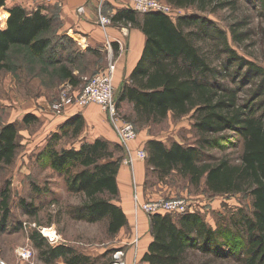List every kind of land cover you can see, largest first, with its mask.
<instances>
[{"label":"trees","instance_id":"obj_1","mask_svg":"<svg viewBox=\"0 0 264 264\" xmlns=\"http://www.w3.org/2000/svg\"><path fill=\"white\" fill-rule=\"evenodd\" d=\"M165 2L172 8L194 9L199 14L178 16L173 20L162 13H146L139 17L131 9H121L111 17L114 24L139 28L145 37L142 55L117 102L125 100L132 104L133 123L138 128L160 123L169 114L177 119L190 115L198 133V145L148 140L146 170L151 169L161 179L176 171L195 186L204 178L206 190L213 195L248 194L251 214L239 209L237 218L230 223L246 235L238 262L264 264V68L237 56L228 48L225 33L202 15L214 14L234 4V0ZM254 2L264 10V0ZM4 6L5 0H0V9ZM7 12L5 28L0 30V70L7 69L6 59L12 47H25L33 56L56 61L67 41H59L56 35L51 39L44 34L52 29L54 22L58 24V18L42 13L41 8L29 12L14 6ZM211 40L226 54L219 69L211 65L199 45ZM61 72L63 78L71 82V73L65 68H61ZM224 77H230L238 87L255 81L251 99L238 103L237 88H228L220 82ZM34 120L33 116L26 115L23 122L28 124ZM83 125L81 115L68 119L59 132L48 138L41 155L47 157L50 168L64 178L69 192L83 195V203L74 209L75 217L88 223L106 219L107 232L115 235L126 224L123 211L113 202L118 195L116 176L121 165L120 146L96 139L82 143L78 149H55L61 137L76 138ZM227 131L241 141L239 163L233 164L226 158L214 163L206 161L202 148L211 145L208 136ZM17 149V129L14 124H7L0 129V167L12 163ZM9 202V190L5 188L0 192V234L6 230ZM22 209L27 214H35L32 207L23 203ZM228 230L211 229L197 213L152 215V239L142 261L189 264V251L217 257L219 236L224 238ZM59 258L66 264H88L90 261L65 245L53 246L44 254L46 262Z\"/></svg>","mask_w":264,"mask_h":264},{"label":"rangeland","instance_id":"obj_2","mask_svg":"<svg viewBox=\"0 0 264 264\" xmlns=\"http://www.w3.org/2000/svg\"><path fill=\"white\" fill-rule=\"evenodd\" d=\"M35 1L39 3L40 0ZM157 1L165 2V0ZM96 3L97 22L102 31H105L106 27L114 24L111 21L113 15L107 14L105 0H96ZM196 13L198 12L194 9L173 8L171 19ZM51 15L54 16L55 12L52 11ZM141 15L140 13L138 16ZM202 15L213 21L215 26L225 33L228 48L237 56L264 68V10L258 3L254 0H234V4L217 10L214 14ZM101 19L108 21L105 27L101 25ZM57 26L58 24L54 22L52 29L44 35L53 39ZM199 45L206 52L211 65L219 69L226 59V54L220 51L222 47L217 48L214 40ZM76 54L77 51L69 42L63 52L56 56V61L59 62L53 58L33 56L25 47H12L6 59L7 69L0 70V129L7 124H14L18 143L12 163L0 167V192L6 188L10 194L9 219L6 230L0 234V259L8 264H65L61 258L52 262L44 260L45 252L57 245L71 247L78 254L88 257L90 259L88 264H111L115 261L114 253L118 251H123L125 257V250L118 248L119 244L116 243V234L110 235L107 232L106 219L88 223L75 217L74 209L83 203V195L69 192L64 178L54 172L49 166L47 157L41 155L48 138L53 133H57L58 128V132L60 131L61 120L74 106V104H63L62 107L57 108L56 104L59 103L60 97L71 98L74 102L75 96L83 87L84 80L96 74L92 71L82 78H72L70 82L63 78L61 68L72 73L75 68L87 70L100 65L99 55L94 60ZM220 82L228 88H237L238 103L250 100L256 87L255 81L238 87L230 77L221 78ZM119 95L120 90H115L114 87L116 103ZM118 106L120 120L131 123L136 131L137 138L129 144V149L140 136L148 140H159L165 144L177 142L184 146L198 145V133L193 128L190 115L177 119L169 114L160 123H148L138 128L133 123L131 107L121 103H118ZM26 115L33 116L35 120L28 124L24 123L23 119ZM107 122L113 130L108 119ZM208 138L212 140L211 145L202 148L206 161L214 163L226 158L233 164L239 163L241 141L237 135L227 131ZM78 141V137H61L55 149L60 151L75 148ZM146 142L144 148L136 150L146 151ZM121 150V165L126 166L124 164L126 152L122 148ZM143 162L145 163L143 190L140 193L141 190L139 188L140 191L137 190L133 183L132 203L135 195L138 196L140 203L145 204L180 201L186 204L190 213H197L211 229L229 228L227 236L224 238L219 236L220 254H217V257L189 251L188 263L240 264L238 257L243 250L246 235L241 228L232 227L230 223L237 218L239 209L251 214L249 195H213L206 190L204 178L198 186H195L188 178L181 177L176 171L161 179L151 169L146 170V159ZM129 170L131 179L134 180V171ZM22 203L32 207L35 214H27L28 212L22 209ZM132 207L135 217L141 214L149 217L140 209H136L134 204ZM136 236L135 231L133 241L139 240ZM136 243L133 242V247ZM38 244L40 246H37ZM24 251L29 252V256L24 254Z\"/></svg>","mask_w":264,"mask_h":264},{"label":"crops","instance_id":"obj_3","mask_svg":"<svg viewBox=\"0 0 264 264\" xmlns=\"http://www.w3.org/2000/svg\"><path fill=\"white\" fill-rule=\"evenodd\" d=\"M14 6H20L29 12L36 10L39 6L42 9V13L49 16H52L51 13L54 11L55 16L58 18L55 35L59 41L65 40L70 43V46L73 45L77 51L76 55L86 56L94 60L98 55L100 56L101 62L98 66L87 70L73 69L71 74L75 79L82 78L85 74H89L92 71L99 73L106 69L109 62H113L115 65L113 85L115 90L121 91L142 55L145 37L139 28L130 25L112 24L106 27L105 31H102L97 22L96 0H40L39 3L35 0H5L4 8L0 9L3 14L0 15V22H2L0 30L5 28L8 18L7 10ZM127 7L125 0H105L107 14L114 15L121 9H128ZM79 9L80 11H77ZM120 103L127 105L129 108L131 107L130 109H132V115L134 116L131 103L125 100ZM69 112L61 120L60 126L75 115H81L84 121L83 128L77 136L79 141L75 149H78L82 143H91L96 139L107 141L110 144H118L117 137L109 126L106 115L97 105H89L83 109L74 105ZM147 140L140 136L130 148L132 150L144 148ZM129 169L120 165L116 176L118 195L113 202L123 211L126 217V224L115 235V240L119 244L118 248H122L126 252L124 257L126 264H148L142 261V257L146 253L152 239L150 218L143 214L135 217L132 207V185L134 183L137 190L140 189V193H142L145 163L143 161L134 162V180L131 179ZM135 231L139 240L135 239L137 243L133 247Z\"/></svg>","mask_w":264,"mask_h":264},{"label":"built area","instance_id":"obj_4","mask_svg":"<svg viewBox=\"0 0 264 264\" xmlns=\"http://www.w3.org/2000/svg\"><path fill=\"white\" fill-rule=\"evenodd\" d=\"M128 2V8L138 14L146 13H162L168 17H171L173 8L167 3H162L157 0H126ZM108 21L101 19V25L105 27ZM115 72V65L113 62H109L106 69L99 73L90 76L84 80L83 87L78 95L75 96L74 102L71 98L64 96L60 97L59 103L56 104L57 108L62 107L63 104H74L79 108L86 107L90 104L97 105L99 109L106 115L110 122L115 135L117 137L120 148L126 152V160L124 164L133 170L135 161H144L147 158V153L144 149L132 151L129 149V144L136 140L137 135L134 126L131 123L121 121L118 114V106L114 98V85L113 75ZM73 102V103H72ZM133 204L136 209H140L149 217L156 214H171L182 215L188 211V207L185 203L180 201L169 202H152V203H140L138 196H133ZM136 241H134L135 243ZM24 254L29 256V252L24 251ZM25 257L24 255H22ZM27 256V257H28ZM124 257L123 251L115 252L113 261L111 264H125L122 260ZM0 264H8L5 260L0 259Z\"/></svg>","mask_w":264,"mask_h":264},{"label":"bare ground","instance_id":"obj_5","mask_svg":"<svg viewBox=\"0 0 264 264\" xmlns=\"http://www.w3.org/2000/svg\"><path fill=\"white\" fill-rule=\"evenodd\" d=\"M0 15H3L2 13H0ZM1 20V19H0Z\"/></svg>","mask_w":264,"mask_h":264}]
</instances>
